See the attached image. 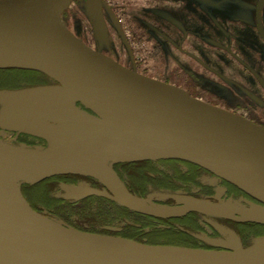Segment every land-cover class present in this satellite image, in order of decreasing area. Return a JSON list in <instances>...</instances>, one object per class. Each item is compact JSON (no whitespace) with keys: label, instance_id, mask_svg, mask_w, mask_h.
Here are the masks:
<instances>
[{"label":"water","instance_id":"95a60500","mask_svg":"<svg viewBox=\"0 0 264 264\" xmlns=\"http://www.w3.org/2000/svg\"><path fill=\"white\" fill-rule=\"evenodd\" d=\"M71 1L0 0V68L37 71L54 82L0 90V125L15 130L32 124L44 140L51 141L56 133L63 136L59 144L69 145L54 155L36 157L0 142V167L21 174L24 182H37L62 174L89 175L84 172L92 168L95 156L117 162L182 160L250 199L239 196L224 203L175 192L164 196L175 199L176 205L153 207L120 179L103 178L99 181L104 189L87 186L79 196L67 198L104 197L162 219L200 212L264 225V127L128 69L85 44L60 18ZM263 3L256 2L259 30ZM65 88L73 90L89 112L77 110L72 118L76 121L49 124L47 120L54 119L48 117L58 109L53 103ZM39 106H46L39 115L30 113L20 120L8 116ZM37 118L54 131L50 138L44 136V127L33 123ZM232 238L231 243L208 241L218 248H201L83 231L33 209L19 186L0 183V264H264V236L245 248Z\"/></svg>","mask_w":264,"mask_h":264},{"label":"rangeland","instance_id":"374dc122","mask_svg":"<svg viewBox=\"0 0 264 264\" xmlns=\"http://www.w3.org/2000/svg\"><path fill=\"white\" fill-rule=\"evenodd\" d=\"M94 1L73 0L62 15L64 23L89 46L108 55L129 69L180 86L189 91L190 95L204 97L211 103L214 102L227 108L232 107L230 108L232 110H236L233 106L239 104L237 99L245 93L244 90L240 89H236L238 91L234 90L235 93L227 92L225 88L228 87L223 85L225 79L235 77L241 83L249 82L250 85H253L254 79L249 73L240 71V66L243 64H251L264 82V42L253 31V14L256 0H98V4ZM262 14L264 24V5ZM227 22H230V24L227 25ZM235 22H241L244 30L236 29L232 25ZM226 26L240 33L236 41L232 42L233 48L230 49V51H234V54L227 58L225 53L213 44L218 38H224L219 29ZM210 39L214 41H210ZM223 43H226V41ZM187 51L199 57L205 63L203 65L209 67V73L206 72L207 68L203 71L202 65L194 61L195 57L190 58L188 55L181 53ZM237 59L240 64L230 63L231 61H237ZM195 64L200 66L199 70L202 72L195 70ZM14 71L17 73L16 77L6 76L3 78V85H5L3 87L9 89L0 90L13 91L54 84L50 80V83L49 81L32 82L31 73L24 74L21 71ZM203 72L204 74H202ZM23 80L24 87H14ZM215 81H218L216 85L208 84ZM261 104L264 109V101ZM240 106L242 105L239 104ZM248 106L251 107V105ZM248 106H245V108L252 109V114L259 122L264 124V111L260 109L261 116H258L254 109ZM1 107L0 104V109ZM74 108L78 111L89 112L78 101L75 103ZM24 116L19 115L16 119L20 120ZM247 116L251 117L249 114ZM72 118L66 117L65 119L69 122L76 121ZM47 122L56 124L55 119H48ZM2 126L0 125V131L5 130L6 133L11 131L9 134L13 138L20 139V134L26 133L31 138L45 142L44 138L37 131H34L32 124H28V127L22 129L16 128L13 131L7 128L4 129ZM18 143L28 144L29 146L42 145L41 143L33 144L31 142ZM123 162L131 161H119L116 162L115 166ZM115 166H113V171L126 187ZM160 166L169 171L166 166H162V164ZM179 166L181 167V164ZM33 183L36 182L21 181L19 184L21 193L38 211H42L43 214L48 213L47 207L38 205L22 192V190L24 191V184ZM197 184V186L190 185L187 189L176 190V192L192 196L197 194L198 196L195 197L224 203H233L238 199L237 192L230 185L209 173L199 172ZM87 186L90 185L82 179L68 182L60 181L53 190V196L65 200H81L67 197L79 196L82 189ZM165 193H175V191L170 192L164 188L156 189L149 186L148 191L143 193V196L134 195L142 199H150L155 205H176L177 201L165 197ZM202 214H205V217L201 219L202 229L196 231L197 233H191L195 238L206 243L207 246L201 248H218L208 241L218 240L231 243L233 242L232 237L245 248L254 245L264 236V229L260 228V232L246 238L245 231L243 232L241 228L239 229L238 226L233 225V222L240 224L248 221L227 218L230 222L226 225V223L218 221L220 216L212 215L214 217L209 218L210 214ZM258 225L264 226L262 224ZM214 229L216 233L212 234Z\"/></svg>","mask_w":264,"mask_h":264},{"label":"trees","instance_id":"16d2710c","mask_svg":"<svg viewBox=\"0 0 264 264\" xmlns=\"http://www.w3.org/2000/svg\"><path fill=\"white\" fill-rule=\"evenodd\" d=\"M14 70L18 69H0V87L5 86L3 85L4 77H16L15 75L17 73ZM28 71L33 73L31 74L32 82L46 80L53 82L43 73L32 70ZM23 82L24 80L17 86H22ZM20 140L22 141L24 138H20ZM159 161H162V166H166L169 171L163 169L160 166L161 164H159L160 162L156 164L149 160L123 162L114 166L125 182L128 190L140 196H143V193L148 191L149 186L151 188L155 187L156 189L164 188L170 192L187 189L190 185L197 186L198 173H208L205 169L182 160L168 159ZM180 164L181 167L179 166ZM170 169H174L175 171ZM75 179H82L87 181L88 184L99 185L98 181L88 176L62 174L46 178L33 184H24V191L22 190V192L38 205L47 207L48 213H45V215L61 219L67 225L79 230L120 235L147 243H164L193 247L207 246L204 241L191 235V233H197L196 231L202 229L201 219L205 217V214L199 212H189L178 218L162 219L132 212L104 197L92 195L74 201L53 196V190L60 181L68 182ZM226 183L236 192H241L232 184ZM193 195L198 196L197 194ZM26 200L28 201V199ZM32 208L34 207L32 206ZM34 209L38 211L37 208ZM211 217L214 216L210 215L209 218ZM218 221L224 224L226 223V225L230 222L229 219L222 217H219ZM233 223L239 229L241 228L243 232L245 231L244 235L246 238L260 232L262 228L264 229V226L251 222ZM214 232L216 233L215 229L212 234H215Z\"/></svg>","mask_w":264,"mask_h":264},{"label":"bare ground","instance_id":"6f19581e","mask_svg":"<svg viewBox=\"0 0 264 264\" xmlns=\"http://www.w3.org/2000/svg\"><path fill=\"white\" fill-rule=\"evenodd\" d=\"M72 1H71V3H72ZM71 3H70V5H71ZM69 6L60 15V18H61L62 21H63L62 15L69 8ZM64 24L66 25V23H64ZM68 29L70 31H72L69 27H68ZM72 33H74V32L72 31ZM84 43L87 44L86 42H84ZM154 79H156V78H154ZM157 80L158 81H162L160 79H157ZM171 85L182 89L183 91H185L187 94L190 95V92L187 91L185 88H182L180 86H176L174 84H171ZM76 96L78 97L77 94L75 95V92H73V90H71L70 88H65L63 90V93H62V96L60 97V99H58L56 102L53 103V105L58 106L57 111L54 112L52 115H50L48 118L55 119V121L58 123L59 126L64 125L66 123H69V120L65 119L66 117H71L72 116V117L75 118V116H77L76 114H77V110L78 109L74 108V105L77 102ZM190 96L195 97L193 95H190ZM195 98H197L198 100H200L202 102H205V103L217 106L219 108L225 109L222 106H218V105H215V104L209 102V100H207L204 97L203 98L202 97H195ZM45 108H46V106L28 108V109H25V110H21V111L10 113V114H8V116L14 117V118H18L19 115H27L28 114V116H30L31 115L30 113H32V115H39V114L44 112ZM225 110H227V109H225ZM239 112L244 113L245 110L240 109ZM235 114H237V113H235ZM24 117H27V116H24ZM91 117L92 116L89 115L88 118L90 119ZM70 120H72V119H70ZM87 121L91 122V120H87ZM33 123H35L36 125H40V126L45 128L46 133L44 134V136L47 137V139L50 138L51 135H53L52 133H54V131L51 130L50 127L47 126L48 124L46 125V123H41L39 118H37V120L33 119ZM9 133H6L5 130L0 131V142L6 144L8 146H13L14 148H16V149H18L20 151L32 154V155H34L36 157L54 155L55 153L62 152L63 149L69 147V145L65 146V145H62V144L58 143V141L63 136L59 137V134H56V133H54V136H53L54 139H51V141H48L45 138V140H44L45 144L34 145V146H31V145L29 146L28 144H19L18 143V139L15 138V137L14 138L11 137V135ZM49 143H50V145H49ZM117 160L118 159L114 158V157L95 156L92 159V163H93L92 168L86 170L84 173L89 174L87 176H90L91 178H93L94 180L98 181L99 183H101L99 181V178H103L106 181H112L113 179L119 181V177L113 171V166L116 164ZM79 175H81V174H79ZM22 179H23V176L21 174L16 173V172H12V171H10L8 169L0 167V183L3 186L18 187L20 182L22 181ZM142 202L144 204H146V205H149V206H153V207L157 206L150 199H144V200H142ZM188 204L189 203H187V202L186 203H182L181 205H177V206L173 207V209H181V208L187 206ZM173 209H165V210H173Z\"/></svg>","mask_w":264,"mask_h":264},{"label":"flooded vegetation","instance_id":"af4514ba","mask_svg":"<svg viewBox=\"0 0 264 264\" xmlns=\"http://www.w3.org/2000/svg\"><path fill=\"white\" fill-rule=\"evenodd\" d=\"M257 2V0H256ZM256 2L254 4V14H253V31L254 33L258 36V38L264 42V24H263V14H262V9H263V5L261 7V11H260V21H261V30L258 29V26H257V22H256V14H255V9H256ZM230 24V22H227V25ZM233 26L236 27V29H243L242 28V24L241 22L239 23H233L232 24ZM241 25V26H240ZM215 29V28H214ZM215 30H218V29H215ZM240 30V31H241ZM244 30V29H243ZM221 31V35L224 37L223 39H220L218 38L215 42H213L214 46L220 50H222L224 53H225V56L226 58L227 57H230L231 55L234 54V51H230L231 48H233V44L232 42L233 41H236V38L239 37V34L237 30L233 29V28H228L227 26L224 27L223 29H219V32ZM219 40V41H218ZM210 41H214L213 39H210ZM224 41H226V43H223ZM180 47V46H179ZM182 54L184 55H188L190 58H194V61H197L200 65H202V69L204 71V69H206V72L209 73V67L208 66H204L203 64H205L204 62H202L200 60L199 57H197L196 55H193L192 53L190 52H181ZM187 57V56H186ZM188 58V57H187ZM232 64H240L238 62V59L237 61H234V62H230ZM196 67H195V70L197 72H202L200 71V66H198V64H195ZM124 66V65H123ZM241 68V72H245V73H249V75L254 79V84L253 85H250V83L246 82V83H241L240 80H238L237 78L233 77L232 79H230L229 77L227 79H225L223 81V85L224 87H228V88H225V90L227 92H232V93H235L234 90L236 89H240V90H244L243 92L245 94H243L242 96H240V98H238L237 100L239 101L238 103L241 104L242 106L239 107V104H236V106H233L234 108H236V110H232L230 108L232 107H226V106H222L224 107L225 109L231 111V112H234V113H237L245 118H247L248 120L264 127V124L259 122L257 120V118L254 116V114H252V109L251 110H248L247 108H245V106L247 107L248 105H251V107L254 109L255 113L258 115V116H261L260 114V109H263L262 107V104L261 102L264 101V90H263V87H264V82L263 80L259 77V75L257 74V71L256 69L251 65V64H243L242 66H240ZM17 71H21L23 72L24 74H28V73H31V71H28V70H23V69H18ZM249 71V72H248ZM140 73V72H139ZM33 74V73H31ZM143 74V73H141ZM204 74V72L202 73ZM143 75H146V74H143ZM148 76V75H146ZM148 77H151V76H148ZM154 78V77H152ZM46 80V79H45ZM47 81V80H46ZM45 81V82H46ZM50 83V82H49ZM218 83V81H215V82H209L208 84H212V85H216ZM39 84V83H38ZM24 87V84L22 85ZM20 86H17L15 88H18ZM13 88V87H11ZM0 89H9L7 87H0ZM14 89V88H13ZM238 91V90H236ZM198 97H201V96H198ZM213 104L215 105H218L217 103H214ZM218 106H221V105H218ZM250 107V106H248ZM250 107V108H251ZM240 109H243L245 110L244 113L242 112H239ZM262 112V111H261ZM263 113V112H262ZM250 115L251 117H248L247 115ZM254 117V118H253ZM264 119V118H263ZM19 138H24V140H20L18 139V142H23V143H26V142H31V143H41V144H44V142L41 140H38V139H34V138H31L29 135H26V133H21ZM30 143V144H31ZM159 160H168V159H158V160H149V161H152L153 163H156L158 164L160 161ZM162 161L159 163L161 164ZM209 174L211 175H214L210 172H208ZM215 176V175H214ZM216 177V176H215ZM221 179V178H219ZM222 181L225 182V180L221 179ZM90 186L92 187H95V188H99V189H104L105 187L99 183V185H92V184H89ZM237 197L239 196H243L244 198L246 199H250L246 194H244L242 191L241 192H237ZM107 199V198H106ZM112 201V200H111ZM32 207V206H31ZM34 209V208H33ZM129 210V209H128ZM131 211V210H130ZM132 212H135V211H132ZM138 213V212H136ZM141 214V213H140ZM144 215V214H143ZM148 216V215H147ZM109 235V234H108ZM132 239V238H131ZM147 243V242H145ZM151 244H155V243H151Z\"/></svg>","mask_w":264,"mask_h":264}]
</instances>
